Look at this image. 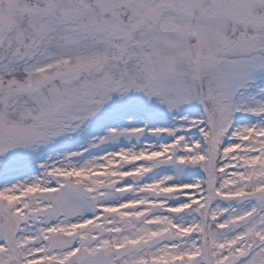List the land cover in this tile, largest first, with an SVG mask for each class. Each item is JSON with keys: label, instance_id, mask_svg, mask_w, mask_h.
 Instances as JSON below:
<instances>
[{"label": "snow or ice", "instance_id": "snow-or-ice-1", "mask_svg": "<svg viewBox=\"0 0 264 264\" xmlns=\"http://www.w3.org/2000/svg\"><path fill=\"white\" fill-rule=\"evenodd\" d=\"M0 264H264V0H0Z\"/></svg>", "mask_w": 264, "mask_h": 264}]
</instances>
